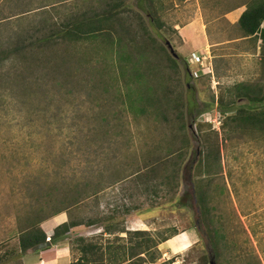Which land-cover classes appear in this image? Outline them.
I'll list each match as a JSON object with an SVG mask.
<instances>
[{"label":"rangeland","instance_id":"rangeland-1","mask_svg":"<svg viewBox=\"0 0 264 264\" xmlns=\"http://www.w3.org/2000/svg\"><path fill=\"white\" fill-rule=\"evenodd\" d=\"M84 1L90 2V0L72 1V3L77 2L79 7L83 6L77 11L81 12L86 8ZM247 1L160 0L161 19L166 28L162 29L161 35H158L155 29L148 27L151 35L156 38V47L164 46L170 55L165 44V41L169 42L175 54L182 58L179 59L178 64L179 84L185 95L184 103L188 94L192 96L195 105L193 113H187V109L183 111V113L186 112L184 123L191 145L187 159L194 158L195 162L201 149V141L207 140L208 136V140L218 147L221 172L212 179L210 184L213 209L209 216L218 231V236L223 239L222 252L228 264H264V133L254 130L249 125L235 130L230 129L229 125L222 128L223 116L220 114L222 105H228L231 100L234 104L231 107V115H234L237 112L236 109L246 103L243 99L230 97L229 89L234 85L238 83L255 85L264 81V45L256 37H244L237 25ZM127 3L137 10L136 0H127ZM6 13H2L1 16ZM141 16L146 20L143 13ZM8 23L6 25V22L0 21V42L7 40L12 28L10 25H14L15 20H9ZM182 28L186 31L182 34L183 36H180L177 33ZM35 52L37 54L34 55V59H72L74 61L72 68L75 67L78 71L66 81L63 74L59 76L58 79L64 81L66 87L63 91L51 90L49 103L45 101L46 103L37 106L40 102L39 94L29 98L34 100V106L29 110L20 106V99L16 101V97L9 94L16 91L12 85H5L0 90V96L4 97L0 102V246L16 231V213L19 208L21 209L20 203L23 201L22 192L19 190L22 174L43 175L42 171L52 167L51 161L46 160L44 156L50 151L66 152L71 149L69 140L72 137H75L74 140L77 141H85L88 138L87 130L80 129L101 126L103 120L99 117H102L104 112L112 115L111 124L116 126L114 130L118 132L116 142L128 141V146L127 150L122 147H118L120 148L118 150L115 147L112 148V153L114 149L117 151L116 158L113 163L107 164L106 168L104 166L100 171L112 170L113 173L120 171L127 175L136 168L143 169L144 163L141 162L143 153L150 151L156 155H163L170 139V134H167L163 124L160 127L154 123L149 124L150 121L153 122L151 117L147 120L135 119L133 114L127 108L125 109L119 100H116L118 85L120 93L125 94L123 87L125 82L120 73L123 70L129 72V69L123 68V63L118 61L119 58L115 54L116 50L100 38L75 44L58 43L52 47L37 49ZM193 53L205 56L202 60L203 66L192 62L191 54ZM140 58L137 53H134L129 59ZM184 63L190 73V77L186 79L188 82L186 85L183 77ZM3 71L4 73L0 72V74L9 76L10 79L21 78V75L25 76L29 73V71L15 68L9 62L2 68ZM109 76L113 79L107 80ZM128 79H133L130 74ZM132 82L128 84L129 88H133ZM105 90L108 91L104 92ZM74 96L77 99H74ZM97 96L100 99L96 106L92 98ZM218 98H222V103L217 100ZM209 104H211L210 108L204 111ZM41 108H44L43 111H38ZM34 109L38 114H43L42 117L31 115L33 124L29 121L32 126L29 128V124L26 125L28 120L26 112L31 114ZM55 112L57 114H54ZM51 116L55 117L54 120ZM50 122L53 125H61L68 136L52 134L51 136H55L52 143L51 137H40L38 133L31 135L28 139L29 132L34 133L37 128L48 125ZM206 123H210L211 126L208 127ZM37 144L39 146H36ZM25 145L31 146L30 152L25 151V155L19 152L16 155V151ZM6 149H9L11 153ZM24 156L26 159H23ZM74 162L75 160L72 163ZM56 164L63 165L60 161ZM82 166L83 163L80 162L78 167ZM132 179L123 185L117 184L106 189L100 195L99 202H89L87 204L89 206L86 207L83 205L84 207L73 212V216L77 219L93 217L100 210L105 211L103 207L107 202L117 206L124 204L130 207L138 205L148 207L149 204L157 201L158 207L153 211L140 215L139 213L118 215L116 218L117 221L124 223L127 230L148 231L153 237L160 233L164 236L171 235L170 239H172L176 237L173 234L174 230L178 231L180 235H177V240L172 241L177 248H184L180 256L161 257L158 248L165 244L163 242L145 255V261L153 258V264H159L163 259L168 263L171 261L175 263L176 259H180L182 264H199L201 254L207 255L211 261L208 235L203 229L199 209L193 198L191 174L181 181L178 189L179 196L185 192L190 194V198L188 196L183 200L189 207L188 214L182 207L173 209L171 203L160 195L156 198L150 193L143 194V185L141 183L136 185ZM165 187L164 193L167 197L171 196V192H165ZM161 193L162 190H159V194ZM20 211L23 212V210ZM51 219L41 223L45 233L48 232L45 224L52 221ZM190 221H198L196 244L188 242L189 240L184 242L185 239L182 236L183 234L187 236L185 228ZM77 231L78 234L91 237L98 235L101 229L80 227ZM120 236L125 237V234ZM9 243L14 244L15 239ZM2 252L3 249L0 248V253ZM24 255L22 259L14 258L2 264H22L24 257L28 254ZM71 259L73 260L72 256Z\"/></svg>","mask_w":264,"mask_h":264},{"label":"trees","instance_id":"trees-1","mask_svg":"<svg viewBox=\"0 0 264 264\" xmlns=\"http://www.w3.org/2000/svg\"><path fill=\"white\" fill-rule=\"evenodd\" d=\"M72 1L0 0V21L6 22L7 25L9 20H15V24L10 25L12 28L7 40L0 42V72L4 73L2 68L8 62L21 71H29L27 75L14 79L0 74V90L5 85H12L16 91L9 94L16 97V101L20 99V106L26 107L27 110L33 108L34 100L29 98H34L36 94L40 95L37 106L46 103L45 101L49 103L51 90L63 91L66 87V83L58 79L59 76L63 74L66 81L78 70L72 68L74 65L72 59H34V55L37 54L35 50L52 47L58 43L75 44L100 38L116 50L115 54L119 58L118 61L123 63V68L129 69V72L123 70L120 73L125 82L123 85L125 94L120 93L118 85L116 100H119L135 119L147 120L151 117L153 122L150 121L149 124L154 123L159 127L163 124L167 134H170V139L163 155L145 151L142 155L143 161L141 160L144 168H136L126 175L120 171L119 173L107 169L106 172L100 171L116 158L117 151L114 149L112 153V148L118 150L120 149L118 147H122L127 150L128 146V141L116 142L118 132L114 130L116 126L111 124L112 115L104 112L102 117H99L103 120L101 126L88 129L82 127L80 130H87L88 138L81 142L72 137L69 140L72 148L68 151L48 152L44 158L51 161L52 167L42 171L43 175L30 176L24 173L20 177L19 190L22 192L23 201L20 203L21 209L19 208L16 213V231L9 240L1 243L0 248L3 252L0 253V264L14 258L22 259L28 249L45 242L46 235L41 223L61 213L67 215V221L53 229L50 237L51 246L39 252L49 251L52 246L67 241L73 257L70 264L154 263L153 258L145 261L141 254H148L159 243L167 241L171 235L164 236L158 233L153 237L148 231L127 230L124 223L117 221L116 218L118 215L127 216L131 213L140 215L153 211L158 207L157 201L148 207L139 205L130 207L124 204L117 206L107 202L103 207L105 211L100 210L93 217L87 216L85 219H77L73 212L89 206L87 205L89 202H99L103 191L117 184L123 185L131 178L136 185L139 183L143 185V194L150 193L156 198L160 195L171 203L173 209L189 208L183 200L188 196L190 198V194L188 195V192L182 196L178 194L181 181L189 174L194 202L199 209L201 224L208 235L211 261L214 264H228L222 252L223 239L218 236V231L209 216L213 209L210 184L221 172L219 150L214 142L208 140V136L207 140L201 141L197 160L194 162V158L187 159L191 145L186 134L184 115L186 112L193 113L195 105L192 96L188 94L184 103L185 95L179 84L178 64L182 58L179 55L173 58L162 45L156 47V38L148 30L150 27L161 35L166 28L161 19L160 0H136L137 10L133 9L127 0H90L84 1L86 8L81 12L77 10L83 6L79 7L77 2ZM4 12L6 14L1 16ZM141 12L146 20L141 16ZM237 25L244 37H256L264 45V0H248ZM134 53L141 58L129 59ZM183 65V77L186 81L190 73L186 63ZM129 74L133 79H128ZM112 79L111 76L107 77V80ZM131 82L134 84L133 88L128 86ZM186 83L188 82L186 81L185 85ZM190 90L192 91L191 88ZM229 95L235 99H243L246 103L238 107L234 115L230 114L234 105L232 100L228 105H222L221 127L229 125L230 129L235 130L249 125L254 130L264 133V81L255 85L238 83L229 89ZM3 98L0 96V102ZM99 99L98 96L92 98L93 104L97 106ZM217 100L222 103V98ZM210 105L205 107L204 111L209 109ZM185 109L187 111L183 113ZM36 113V109L31 114L26 112L28 117L26 125L30 123L29 121L32 123L31 115L42 117L43 113L37 115ZM54 118L51 116V119ZM206 125L211 126L210 123ZM28 127L32 126L29 124ZM63 130L61 125H53L50 122L37 128L34 133L29 132L28 139L38 133L40 137H51L52 143L55 140L52 134L67 135ZM30 150V145L21 146L15 154L20 152L25 155V151ZM3 158L6 159L4 155ZM59 161L62 166L56 164ZM80 162L83 163L81 168L78 167ZM164 187L165 192L172 193L171 196H166ZM159 190H162L161 194ZM80 227H97L101 231L98 235L88 237L77 233ZM176 232L174 230L173 234ZM121 234H125V237H121ZM12 239H15L14 244L9 243ZM211 261L205 254L199 256V264H210Z\"/></svg>","mask_w":264,"mask_h":264},{"label":"crops","instance_id":"crops-1","mask_svg":"<svg viewBox=\"0 0 264 264\" xmlns=\"http://www.w3.org/2000/svg\"><path fill=\"white\" fill-rule=\"evenodd\" d=\"M175 30L177 31L178 29H175ZM185 31L186 29L182 28V30L179 31L177 34H179L180 36H183L182 34ZM199 75L201 76L200 71H199ZM183 210H185L187 214L190 213V211L187 210V208H184ZM51 220L52 221H49L45 224L46 229L48 230V232L45 233L47 235V239L51 237L49 235L53 233V228L66 222L67 217L66 215L62 213V214H58V216L52 218ZM197 222L198 221L196 222L190 221L188 223L189 225L187 226V228H185V230H187L186 232L187 236H185L184 234L182 235L183 238L185 239L184 242H187L189 240L188 242H192L196 244L195 242L198 240V236L196 234V232L198 233ZM174 235H176V237H173L172 239L169 238L167 241H165V244L161 248H158V252L161 257L164 256V258H167L168 256H180L182 252L184 251L183 247H182L183 249H180L181 247L177 248L176 244H173V241H172V240H177V237L180 235L178 234V231ZM141 257H145V254H141ZM72 261L73 260L71 259V256H70L68 244L67 242L64 241V242H60L52 246L51 250L49 251L39 252L38 254L32 253V254L26 255V257H24L23 263L24 264H70ZM171 263L172 264H182V262H180V259L179 260L176 259L175 263L174 261H171L170 263H168L164 261L163 259V261L159 264H171ZM143 264H153V263L148 262V263H143Z\"/></svg>","mask_w":264,"mask_h":264},{"label":"water","instance_id":"water-1","mask_svg":"<svg viewBox=\"0 0 264 264\" xmlns=\"http://www.w3.org/2000/svg\"><path fill=\"white\" fill-rule=\"evenodd\" d=\"M165 44H166L167 49L169 50L170 55L173 58H177V55L175 54V52H174L172 46L170 45V43L166 42ZM50 246H51V243H50V238H49V239H46L45 242L39 243V244L31 247L30 249H28L26 251V253L32 254V253H35V252H39V251H42L43 249H46V248H48ZM210 264H214V263L211 261Z\"/></svg>","mask_w":264,"mask_h":264},{"label":"built area","instance_id":"built-area-1","mask_svg":"<svg viewBox=\"0 0 264 264\" xmlns=\"http://www.w3.org/2000/svg\"><path fill=\"white\" fill-rule=\"evenodd\" d=\"M191 60L192 62H194L195 64H199L200 66H203V62L202 60L205 58L204 55H196L195 53L191 54ZM195 76H197L196 73H194Z\"/></svg>","mask_w":264,"mask_h":264}]
</instances>
